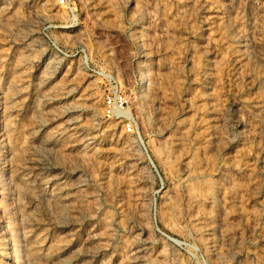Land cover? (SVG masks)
<instances>
[{"label": "rangeland", "instance_id": "374dc122", "mask_svg": "<svg viewBox=\"0 0 264 264\" xmlns=\"http://www.w3.org/2000/svg\"><path fill=\"white\" fill-rule=\"evenodd\" d=\"M0 264H264V0H0Z\"/></svg>", "mask_w": 264, "mask_h": 264}]
</instances>
